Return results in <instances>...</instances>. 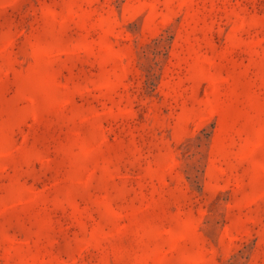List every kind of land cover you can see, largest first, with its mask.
Here are the masks:
<instances>
[{"label":"rangeland","instance_id":"1","mask_svg":"<svg viewBox=\"0 0 264 264\" xmlns=\"http://www.w3.org/2000/svg\"><path fill=\"white\" fill-rule=\"evenodd\" d=\"M0 264H264V0H0Z\"/></svg>","mask_w":264,"mask_h":264}]
</instances>
